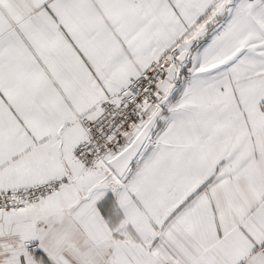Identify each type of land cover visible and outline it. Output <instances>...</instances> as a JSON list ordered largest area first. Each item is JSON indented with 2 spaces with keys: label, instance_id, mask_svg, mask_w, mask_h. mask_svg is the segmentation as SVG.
Returning <instances> with one entry per match:
<instances>
[{
  "label": "snow or ice",
  "instance_id": "obj_1",
  "mask_svg": "<svg viewBox=\"0 0 264 264\" xmlns=\"http://www.w3.org/2000/svg\"><path fill=\"white\" fill-rule=\"evenodd\" d=\"M0 264H264V0H0Z\"/></svg>",
  "mask_w": 264,
  "mask_h": 264
}]
</instances>
